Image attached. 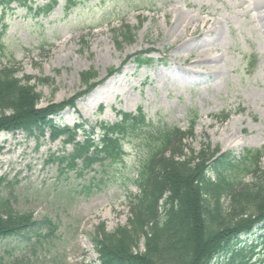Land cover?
<instances>
[{
  "label": "rangeland",
  "instance_id": "rangeland-1",
  "mask_svg": "<svg viewBox=\"0 0 264 264\" xmlns=\"http://www.w3.org/2000/svg\"><path fill=\"white\" fill-rule=\"evenodd\" d=\"M48 1L32 0L34 7ZM10 7L2 22L0 68L16 64L20 78L32 77L40 106L82 91L84 71L95 70L100 80L140 51L151 50L148 55L156 59L141 68L128 60L81 97L76 109L64 110L61 123L114 122L118 111L141 105L153 121L185 130L197 113L194 136L184 142L196 151L204 144L236 154L264 147V0H82L68 10L59 0L48 16ZM3 10L0 0V16ZM125 24L134 33L131 43L121 34ZM94 94L98 98L90 100ZM222 111L231 112L223 122ZM127 143L123 161L95 164L79 175L45 162L50 153L65 151L61 141L37 143L22 131L1 132L3 192L16 209L42 221L44 235L0 238V260L99 264L95 230L101 223L108 231L126 224L129 198L138 192L132 179L140 145ZM228 255L217 264H225Z\"/></svg>",
  "mask_w": 264,
  "mask_h": 264
},
{
  "label": "trees",
  "instance_id": "trees-1",
  "mask_svg": "<svg viewBox=\"0 0 264 264\" xmlns=\"http://www.w3.org/2000/svg\"><path fill=\"white\" fill-rule=\"evenodd\" d=\"M67 7L76 3L66 0ZM26 5L28 0H2L4 11L10 4ZM57 0L38 7L37 14L48 15L56 6ZM2 26V17H0ZM5 27V25H3ZM130 27L126 26L123 39L133 40ZM0 28L1 39L4 31ZM138 62L142 63L141 56ZM151 61H146L149 63ZM116 71L110 68L109 75ZM97 72L89 69L81 73L84 90L62 102L39 107L42 98L31 84L32 77L19 78L14 66L0 69V131L22 129L30 136L44 137L47 129L51 140L61 136L66 143H74L77 128L84 130V142L75 143L73 152L54 156L60 166L74 169L76 160H83L85 168L93 163L111 159L114 162L124 156L125 141H136L140 145L137 177L133 179L139 193L133 197L134 203L128 223L113 232L106 230L102 223L94 234V244L99 253V264H211L214 258L224 252L231 240L240 232L249 230L252 225L264 219V180L255 184L243 183V177L255 172L262 153L249 151L241 160L225 153L212 163L215 180L206 174L207 162L216 150L206 148L199 153L191 150L185 160H177L175 152L183 153L181 141L183 133L165 124H153L146 120L145 114L122 112L121 119L113 123L100 122L101 141L97 144L91 138V131L83 125L73 128L61 126L51 116L58 114L67 106L91 91L97 83ZM48 82L49 78H38ZM196 118H193L194 124ZM94 147L92 154L90 149ZM172 148V153H171ZM170 150V154L166 155ZM103 156L101 157V155ZM248 154V155H247ZM259 179L263 174L258 175ZM5 178H0V237L28 236L38 239L42 235V223L29 212L19 211L11 198L4 194ZM228 201L227 203H225ZM53 225L51 220H47ZM54 226V225H53ZM50 234H54L50 228ZM143 250H140V244ZM244 252H236L229 264H243ZM0 264H5L1 259ZM13 264H20L14 261Z\"/></svg>",
  "mask_w": 264,
  "mask_h": 264
},
{
  "label": "bare ground",
  "instance_id": "bare-ground-1",
  "mask_svg": "<svg viewBox=\"0 0 264 264\" xmlns=\"http://www.w3.org/2000/svg\"><path fill=\"white\" fill-rule=\"evenodd\" d=\"M101 93V92H100ZM91 97V96H90ZM98 98V94H94L92 95V97L90 98V100H96Z\"/></svg>",
  "mask_w": 264,
  "mask_h": 264
}]
</instances>
